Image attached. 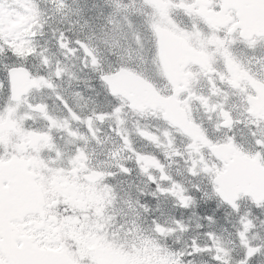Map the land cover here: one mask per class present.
Returning <instances> with one entry per match:
<instances>
[{
    "label": "snow or ice",
    "instance_id": "obj_1",
    "mask_svg": "<svg viewBox=\"0 0 264 264\" xmlns=\"http://www.w3.org/2000/svg\"><path fill=\"white\" fill-rule=\"evenodd\" d=\"M0 264H264V0H0Z\"/></svg>",
    "mask_w": 264,
    "mask_h": 264
}]
</instances>
